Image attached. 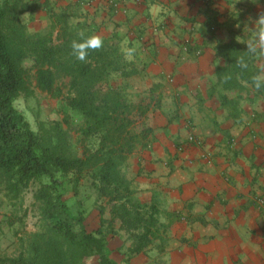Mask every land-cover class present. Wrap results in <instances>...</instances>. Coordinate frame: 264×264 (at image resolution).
I'll list each match as a JSON object with an SVG mask.
<instances>
[{
    "label": "crops",
    "instance_id": "obj_1",
    "mask_svg": "<svg viewBox=\"0 0 264 264\" xmlns=\"http://www.w3.org/2000/svg\"><path fill=\"white\" fill-rule=\"evenodd\" d=\"M20 3L36 30L52 27L56 37L66 23L134 50L151 134L124 171L140 201L157 205L166 233L158 254L133 264H264V95L226 90L217 51L252 40L264 77V0Z\"/></svg>",
    "mask_w": 264,
    "mask_h": 264
},
{
    "label": "trees",
    "instance_id": "obj_2",
    "mask_svg": "<svg viewBox=\"0 0 264 264\" xmlns=\"http://www.w3.org/2000/svg\"><path fill=\"white\" fill-rule=\"evenodd\" d=\"M23 9L20 0H2L0 5V193L14 203L33 187L42 225L30 235L26 250L15 257H2L0 262L88 264L95 259L96 264H119L108 237L120 231L131 240L125 264L152 247L159 252L162 246L156 240L164 242L166 230L159 223L158 207L140 201L124 171L131 154L147 147L151 129L144 119L151 103L146 98L132 101L126 85L116 80L124 83L140 71L116 43L106 39L100 49L89 50L85 61L76 59L72 42L94 36L92 31L63 23L56 37L52 27L30 34L19 19ZM250 44L254 52L249 51ZM217 51L227 63L219 72L226 90L251 88L264 95V87L257 90L253 84V77L261 72L256 66L255 42L233 38L219 43ZM28 58L33 60L43 91L53 93L60 75L71 79V95L64 108L82 120L78 132L84 142L95 139V148L75 152L60 125L42 135L16 108V100L27 88L24 60ZM84 182L104 201L99 209L100 225L94 230L86 227L84 202L76 200L73 208L68 201L70 192L79 196Z\"/></svg>",
    "mask_w": 264,
    "mask_h": 264
},
{
    "label": "rangeland",
    "instance_id": "obj_3",
    "mask_svg": "<svg viewBox=\"0 0 264 264\" xmlns=\"http://www.w3.org/2000/svg\"><path fill=\"white\" fill-rule=\"evenodd\" d=\"M2 0H0V5ZM20 21L24 24L26 31L30 34L35 32H47L49 29L36 30L33 25L28 24L25 15H19ZM123 51V50H122ZM125 54V52L123 51ZM128 59V58H127ZM129 61V59H128ZM24 66L27 70V88L24 93L16 100L15 106L19 109L30 122L32 128L39 131L40 134H47L48 129L53 132L52 127L60 125L67 133L69 143L75 152L80 153L85 148H95V139L86 140L81 138L78 128L82 124V120L72 111L64 108L65 101L71 95L69 77L59 76L54 84L53 93H48L39 88L37 84V70L34 68L33 60L28 58L24 60ZM138 76H132L124 83L122 79L116 80L120 84H125L129 98L136 102L143 97L146 91L142 79L138 80ZM113 83V81H112ZM44 126L43 128H41ZM0 198V255L1 257H15L21 251L28 248L29 237L31 234L41 230L42 220L40 218L39 206L33 198V187L25 191L20 200L10 202L5 193L1 192ZM73 192L69 193V204L75 208V202L81 199L84 202L86 210V227L89 230H94L100 225V206L104 205V201L98 197V194L90 183L84 182L80 187L79 196L76 197ZM109 212L106 210V216ZM118 228V225H117ZM109 246L112 251V256L119 264H125L124 258L128 255L127 248L131 244V240L127 238V234L123 231L116 235L108 237ZM157 247H152L147 253L142 254L156 255L158 254ZM141 259H136L140 264H146ZM135 262L132 258L131 263ZM88 264H96L95 259L88 260Z\"/></svg>",
    "mask_w": 264,
    "mask_h": 264
},
{
    "label": "clouds",
    "instance_id": "obj_4",
    "mask_svg": "<svg viewBox=\"0 0 264 264\" xmlns=\"http://www.w3.org/2000/svg\"><path fill=\"white\" fill-rule=\"evenodd\" d=\"M258 23L264 28V18H260ZM258 45L264 47V31L258 32ZM103 46L102 40L97 36H92L87 39H82L81 41H73L72 42V52L75 55L76 59L80 61H85L89 55V50H97ZM248 49L250 52L255 51V47L253 45H248ZM133 49H128L125 52L126 58H130L133 55ZM242 67H246V65L241 64ZM253 84L257 90H260L264 87V77L256 76L253 77Z\"/></svg>",
    "mask_w": 264,
    "mask_h": 264
},
{
    "label": "built area",
    "instance_id": "obj_5",
    "mask_svg": "<svg viewBox=\"0 0 264 264\" xmlns=\"http://www.w3.org/2000/svg\"><path fill=\"white\" fill-rule=\"evenodd\" d=\"M190 139H191V140H194V137H193V136H191V137H190Z\"/></svg>",
    "mask_w": 264,
    "mask_h": 264
}]
</instances>
